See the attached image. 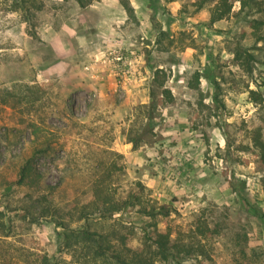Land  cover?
Returning a JSON list of instances; mask_svg holds the SVG:
<instances>
[{"label": "rangeland", "instance_id": "obj_1", "mask_svg": "<svg viewBox=\"0 0 264 264\" xmlns=\"http://www.w3.org/2000/svg\"><path fill=\"white\" fill-rule=\"evenodd\" d=\"M84 1L0 0V264H106L83 230L139 248L152 227L138 206L80 216L99 177L114 198L164 205L160 229L206 221L212 263L264 264V163L247 134L264 118V38L237 1L216 22L212 0ZM29 157L40 180L9 187Z\"/></svg>", "mask_w": 264, "mask_h": 264}, {"label": "trees", "instance_id": "obj_2", "mask_svg": "<svg viewBox=\"0 0 264 264\" xmlns=\"http://www.w3.org/2000/svg\"><path fill=\"white\" fill-rule=\"evenodd\" d=\"M120 1L125 7L128 6L124 0ZM234 1L238 2V10L235 14L247 16L246 21L251 29V36L256 41L263 39L264 34L261 33V30L264 26L262 19L264 0H212L213 3L209 7V21L216 22L233 13ZM77 2L80 5H85L84 0H77ZM203 3L204 0H200L196 4L198 10L203 7ZM235 58L238 60V67L243 72L250 74L252 71L251 61L254 60L253 54L237 49ZM163 92L167 95L170 94L166 89ZM251 94L254 100L264 101L257 91L252 90ZM247 134L249 137L248 148L258 156L261 163H264V118L262 123L253 124ZM40 177L34 158L29 157L22 161L17 176L8 185L16 190L23 185L37 184ZM135 185L141 187L139 182H136ZM135 206H138L137 211L141 215L149 218L148 225L152 227L150 230H145L142 245L134 249L123 245L122 250H117L101 234L83 230L81 238L88 242L91 241L93 244V247H88L87 257H90L92 261L100 259L106 264H155V258L175 264H182L183 261H191L190 264H214L208 244L212 229L206 221L197 218L194 226L188 232L174 231L166 223L160 229L157 215H168L167 209L164 205L144 204L136 189L131 188L124 199L114 198L104 179L99 177L92 182L91 195L88 201L80 206L79 212L81 217H87L89 213L96 212L107 216ZM46 212L47 209L43 208L41 216H44ZM41 258V264H49V258L46 255H42Z\"/></svg>", "mask_w": 264, "mask_h": 264}]
</instances>
